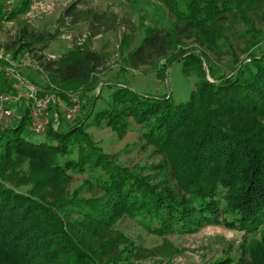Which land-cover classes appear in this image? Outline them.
Segmentation results:
<instances>
[{"label":"trees","instance_id":"obj_1","mask_svg":"<svg viewBox=\"0 0 264 264\" xmlns=\"http://www.w3.org/2000/svg\"><path fill=\"white\" fill-rule=\"evenodd\" d=\"M88 2L74 0L62 14L87 22L88 39L58 57L46 50L59 29L24 21L4 44L13 59L28 54L37 63L47 78L39 94L55 95L56 103L105 82L112 89L99 109L94 99L101 90L83 118L61 117L57 125L50 119L45 131L33 130L29 107L21 118L0 122V264H141L177 252L174 233L223 225L247 241L264 231V28L256 24H264V0H161L172 22L145 26L133 47L125 41L128 68L166 71L180 61L198 76L182 103L99 81L105 56L92 48V38L120 24L135 34L136 25L113 12L79 9ZM30 3L16 0L7 13L0 5V22L6 14L9 20L23 15ZM235 33L244 40L241 49ZM223 55L230 58L225 66ZM6 86L12 89L7 80L0 84ZM134 123L143 126L144 145L164 160L163 182L117 162L90 129L105 125L123 134ZM82 174L84 181L71 188ZM124 218L161 238L160 245L140 247L118 228ZM257 246L264 264V232ZM233 261L227 254L211 264Z\"/></svg>","mask_w":264,"mask_h":264},{"label":"rangeland","instance_id":"obj_2","mask_svg":"<svg viewBox=\"0 0 264 264\" xmlns=\"http://www.w3.org/2000/svg\"><path fill=\"white\" fill-rule=\"evenodd\" d=\"M73 1H45L50 8L52 7V11L47 14H41L30 23L31 26L40 30L55 31L59 29V36L50 42L46 50V54L50 58H56L75 44L81 45L88 39L90 29L87 22L72 23L70 18L62 17L65 8ZM88 1L87 4H81L79 9L84 10L88 7L99 12H113L117 15L120 22L127 18L131 19L136 25L135 34H132L130 30L120 24L116 29L105 31L92 38V48L105 56V65L98 71L97 75L100 82H122L147 96H171L174 103L187 102L190 99L199 78L195 74H187L183 69L182 62L176 61L166 71H163L159 65L134 70L128 68L123 61V54L126 48L125 41L130 40L128 47H133L143 35L142 30L145 26H168L172 22L173 18L169 15L161 0ZM3 4L7 7L10 1L0 0V5ZM24 16L23 14L16 19H12L11 23L5 21L4 17L2 18L0 22V49H4L5 42L16 35L24 21L29 23ZM256 24L258 28H264V24H260L258 20ZM241 28L239 25L238 29ZM231 37L238 49L244 47V40L241 36L235 33ZM9 54L12 55L11 53ZM241 54V58L246 56L245 53ZM219 59L220 65L225 66L230 58L223 55ZM13 61L14 63L10 66L16 72L15 74L22 75L26 81L37 85L38 88L45 87L47 83L45 74L41 72L37 63L32 61L28 54L19 55ZM205 69H207V76L210 77L206 65ZM226 72L228 71L226 70ZM15 74L1 72L0 84L5 83V80H7V82L12 81L22 86ZM106 83L97 86L89 92L82 89L77 92H67L64 97H59L57 104L52 101L49 116L46 120H53L55 125L58 124L61 117L79 120L85 116L94 100L97 103L96 110L99 109L104 105V98L108 96L112 89ZM16 89H9L6 86L4 89L0 88V91L18 95L19 91ZM18 89L20 90V88ZM100 90L101 96L97 99L95 96L98 95ZM17 91L18 93H16ZM94 97L95 99L93 100ZM75 104L79 105L80 109L75 116L70 117L67 114V110ZM25 109L15 111L9 121L21 118L25 114ZM90 129L102 149L113 155L117 162L129 166L135 171L147 174L154 182L159 183L166 179L167 171L164 167L163 158L155 153L151 147L144 145L145 143L141 136L143 132L142 125L134 123L123 134L105 125L92 126ZM34 139L40 140V137L36 136ZM86 177L87 174L75 175L71 188L82 183ZM118 228L130 234L140 247L152 248L160 245L162 241L161 238L148 233L136 221L129 218L122 219L118 224ZM263 232L261 230L255 235L248 236L247 241H245L241 232L226 228L223 225H206L194 233H174L170 235V240L178 248L177 252L166 257L157 256L143 259L140 262L141 264H211L218 258L228 254L234 258L232 264H262L263 260L259 255L257 245L262 240Z\"/></svg>","mask_w":264,"mask_h":264},{"label":"built area","instance_id":"obj_3","mask_svg":"<svg viewBox=\"0 0 264 264\" xmlns=\"http://www.w3.org/2000/svg\"><path fill=\"white\" fill-rule=\"evenodd\" d=\"M10 4L6 7V11L10 12L16 0H9ZM47 0H32L29 6V9L24 13V17L27 19V22L31 23L33 19L40 16L43 13H50L52 7L50 8L47 3ZM45 2V4H43ZM5 21L11 23V20L8 19V15L4 16ZM0 73L5 72L6 74L16 73L13 68L10 66L14 63L12 56L6 52L4 49H0ZM17 75L19 83L25 88V92L22 94L14 95L11 92L0 91V122L7 121L11 119L14 115L13 104L20 99H24L30 109L31 115V126L34 131L41 132L45 131L47 124V117L49 116V109L51 102L55 104L56 99L53 94H48L46 96H41L39 94V88L26 81V79L20 75ZM67 114L70 117L75 116L80 107L75 104L68 108Z\"/></svg>","mask_w":264,"mask_h":264},{"label":"crops","instance_id":"obj_4","mask_svg":"<svg viewBox=\"0 0 264 264\" xmlns=\"http://www.w3.org/2000/svg\"><path fill=\"white\" fill-rule=\"evenodd\" d=\"M8 84L12 85V88H17L16 90H18L19 93H18V91L16 93H18V94H22V93L25 92V88L23 86H20L18 83H13L12 81H8ZM18 88H20V90ZM42 96H46V95H42ZM27 106L28 105L25 102V100L24 99H20L19 101L15 102L13 104L14 112L23 110Z\"/></svg>","mask_w":264,"mask_h":264},{"label":"water","instance_id":"obj_5","mask_svg":"<svg viewBox=\"0 0 264 264\" xmlns=\"http://www.w3.org/2000/svg\"><path fill=\"white\" fill-rule=\"evenodd\" d=\"M207 70V69H206ZM208 73V72H207ZM212 82H213V80L212 79H210Z\"/></svg>","mask_w":264,"mask_h":264}]
</instances>
